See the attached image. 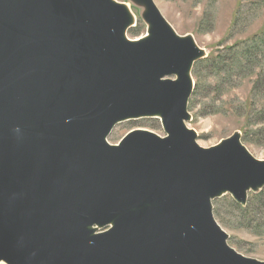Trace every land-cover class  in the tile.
I'll return each instance as SVG.
<instances>
[{"label":"water","instance_id":"water-1","mask_svg":"<svg viewBox=\"0 0 264 264\" xmlns=\"http://www.w3.org/2000/svg\"><path fill=\"white\" fill-rule=\"evenodd\" d=\"M0 0V263L264 264L227 243L212 200L246 205L264 159L188 127L205 58L154 0ZM160 120L107 140L122 121Z\"/></svg>","mask_w":264,"mask_h":264},{"label":"rangeland","instance_id":"rangeland-1","mask_svg":"<svg viewBox=\"0 0 264 264\" xmlns=\"http://www.w3.org/2000/svg\"><path fill=\"white\" fill-rule=\"evenodd\" d=\"M117 1L126 3L136 19L127 36L136 38L145 34L143 7L131 0ZM154 3L178 34H191L210 57L196 61L192 68L195 85L187 125L196 131L197 143L209 147L239 132L248 151L264 159V0H154ZM218 57L221 61L214 63ZM133 128L165 134L159 119L143 117L117 123L107 140L116 143ZM251 195L248 193L247 201ZM234 203L229 193L213 199L215 220L228 234L230 246L245 256L264 261V208L250 203L242 210Z\"/></svg>","mask_w":264,"mask_h":264},{"label":"trees","instance_id":"trees-1","mask_svg":"<svg viewBox=\"0 0 264 264\" xmlns=\"http://www.w3.org/2000/svg\"><path fill=\"white\" fill-rule=\"evenodd\" d=\"M250 52V51H249ZM248 52V53H249ZM203 59H207V60H209L210 59V57H205V58H203ZM202 59H200V60H198V61H201ZM218 61V62H217ZM219 61H221V60H219V57L218 58H216V59H214L213 60V62L214 63H217V64H219ZM196 63V62H195ZM195 65V64H194ZM189 100H190V98H189ZM188 108H189V101H188ZM252 195H251V198L249 199V201H246V205L245 206H241V205H239V204H237V203H234L236 206H238V207H241L242 208V210H246L248 207H249V205H250V203H257V204H259L262 208H264V187L260 190V191H258L257 193H251Z\"/></svg>","mask_w":264,"mask_h":264},{"label":"bare ground","instance_id":"bare-ground-1","mask_svg":"<svg viewBox=\"0 0 264 264\" xmlns=\"http://www.w3.org/2000/svg\"><path fill=\"white\" fill-rule=\"evenodd\" d=\"M132 13V12H131ZM133 15V17H134V14H132Z\"/></svg>","mask_w":264,"mask_h":264}]
</instances>
